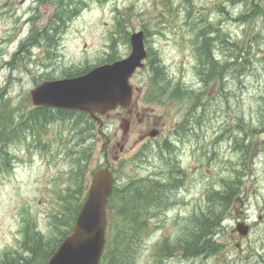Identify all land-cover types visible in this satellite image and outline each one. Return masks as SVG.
Segmentation results:
<instances>
[{
	"label": "rangeland",
	"instance_id": "obj_1",
	"mask_svg": "<svg viewBox=\"0 0 264 264\" xmlns=\"http://www.w3.org/2000/svg\"><path fill=\"white\" fill-rule=\"evenodd\" d=\"M259 4L0 0V117L10 112L16 127L25 125L22 134L8 135L0 118V257L19 249L24 223L60 238L67 225L55 227L57 216L63 204L72 210L62 199L68 191L71 201L82 198L110 161L119 190L169 186L159 205H150L134 264H264V0ZM140 30L149 58L131 81L132 107L102 117L100 133V122L85 113L30 129V92L38 83L128 58L130 37ZM10 60L12 66L4 64ZM178 84L184 94L176 99ZM122 121L129 124L123 140ZM152 130L159 135L149 137ZM228 187L237 200L221 209L216 245L205 257H165L166 237L173 244L190 219L210 206L218 211L216 194ZM242 223L250 231L241 232ZM209 224L217 227V220L198 219L186 239Z\"/></svg>",
	"mask_w": 264,
	"mask_h": 264
},
{
	"label": "water",
	"instance_id": "obj_2",
	"mask_svg": "<svg viewBox=\"0 0 264 264\" xmlns=\"http://www.w3.org/2000/svg\"><path fill=\"white\" fill-rule=\"evenodd\" d=\"M131 45L132 53L125 60L102 66L81 77L39 84L31 92L33 105L87 112L92 117L105 114L118 105L126 108L132 98L129 79L138 68L144 67L143 60L147 57L143 32L132 35ZM118 96L123 100L108 104ZM156 135L157 132L152 134ZM111 186L112 180L107 179V175L98 173L95 176L72 234L62 242L48 264H99L105 244V209ZM242 226L240 231L247 233L248 228Z\"/></svg>",
	"mask_w": 264,
	"mask_h": 264
},
{
	"label": "trees",
	"instance_id": "obj_3",
	"mask_svg": "<svg viewBox=\"0 0 264 264\" xmlns=\"http://www.w3.org/2000/svg\"><path fill=\"white\" fill-rule=\"evenodd\" d=\"M156 74L158 75L160 72V68L158 66L154 67ZM80 74V73H79ZM78 71L73 72L68 76H77ZM154 81L157 82L156 79ZM184 94V91L181 90L180 85L178 84L174 91V97L179 99ZM7 109H4L1 114H3ZM28 120L31 123V128L34 129L35 125L39 122H48L53 120H58L62 116L66 114H72L74 112L68 111H54L52 109L47 108H35L30 110ZM80 114V113H74ZM2 120H5L7 123H4L2 127V132L8 135H17L22 134L24 132V124H20L19 126H15L13 122V115L9 112H6L5 115L0 117ZM10 122V125H8ZM3 135H0V139ZM1 144L2 142L0 140ZM81 170L78 172V176L76 177V182L80 179ZM175 181V180H172ZM176 185H177V181ZM175 185V186H176ZM167 189H169L168 185H149L142 186L140 185L134 192L128 191L132 195L123 198H120V201L117 202V212L113 213L109 234L107 235L108 247L106 254L104 256L103 264H134L137 260V247L139 240L146 233V223L150 219L149 213L152 209L151 204L159 205L160 198H164L167 193ZM230 187L226 188L221 193H217V200L219 201V210L216 211V205L210 206L208 208L207 213L204 215L201 213L199 216H195L189 220L187 226H183V235L178 237L175 241H172L173 244L170 243V239L168 237L167 240L164 238V242L162 243L160 249L165 252V257L175 256L178 253H182L184 257H205L207 255V248L209 246H215V241H213L216 231L220 225L222 218L225 215V212L222 213L221 209H225L227 205V201H230ZM75 194H79V191H76ZM238 195V192H237ZM72 193H69L65 198L66 200H71ZM117 199L113 197V201ZM81 198L75 197L73 200V208L67 207V205H63L62 208L65 213H60L57 216V222L55 227L59 224H66L67 228L61 230V237H54L47 239L40 233H32V236L26 239L24 243V250L30 254L32 257L34 256L38 264H45L55 249L62 243V241L68 236L72 229L74 222L76 220L78 209L80 207ZM215 214L213 216V213ZM69 213V214H67ZM217 213V214H216ZM64 214H67L63 216ZM202 219L206 220V223H210V221L217 220V227H213L209 224V226H204L195 231V233L190 235V239H186V231L190 226L198 220ZM215 231V232H214ZM159 250V249H158ZM119 253H122L123 257L117 259ZM22 261V262H20ZM29 261L26 258H16L9 259L6 258L4 261L0 262V264H12L16 262L17 264H27Z\"/></svg>",
	"mask_w": 264,
	"mask_h": 264
},
{
	"label": "bare ground",
	"instance_id": "obj_4",
	"mask_svg": "<svg viewBox=\"0 0 264 264\" xmlns=\"http://www.w3.org/2000/svg\"><path fill=\"white\" fill-rule=\"evenodd\" d=\"M215 62V65L218 63V62H216V61H214ZM231 61L229 60V63H230Z\"/></svg>",
	"mask_w": 264,
	"mask_h": 264
}]
</instances>
